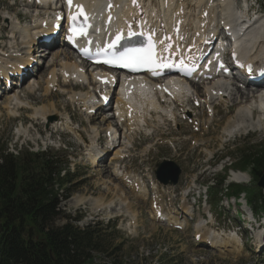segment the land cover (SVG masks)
Masks as SVG:
<instances>
[{
	"label": "rangeland",
	"instance_id": "obj_1",
	"mask_svg": "<svg viewBox=\"0 0 264 264\" xmlns=\"http://www.w3.org/2000/svg\"><path fill=\"white\" fill-rule=\"evenodd\" d=\"M28 1H30V3H28ZM31 4L32 0H0V45L4 48L2 49L0 46L1 61L6 60L13 62L8 58L10 53H7L11 45L14 44L13 46H15L16 43L18 46L17 40H20V42L23 39L24 41L26 40V30H30L39 22V20L35 18L36 15L41 14L40 19L42 20L49 16L54 10L53 7L43 9L40 7L36 8V6H32ZM251 4H253L252 0H248L247 5L250 6ZM231 6L238 9L240 7H245V4L243 0H231ZM253 10L257 12V16H262L264 14V0H258V4L253 7ZM19 14L23 17L21 20ZM24 15H28L27 17L31 18L32 16L30 15H33L34 19L29 22V19H26ZM251 16L253 19L256 17L255 15ZM3 30L4 33L2 32ZM14 36L15 40L12 39ZM34 46V44L31 45V47ZM22 47H25V45H22ZM15 48L16 49H11L10 52L14 51V55H19L18 57L21 59H26L29 53L27 51L28 46L23 50L21 49L22 51L19 52L17 51L20 49L16 46ZM37 48L41 47L38 45ZM41 49L48 50L50 54L45 55V57H40L39 54H41V52L38 51L37 53H33L31 57L33 60L31 65L33 67L31 69L32 73L27 75L21 83H18V86L15 83L9 84L12 86V90L9 92L5 91V95H1L0 91V96H2L0 98L1 107H4L8 99L13 98L15 95L19 96L21 99L20 106L23 107V111L19 112V121H21L23 125L26 124L21 128L17 119H15L17 118L16 116L14 118L13 115L10 118L6 111L0 110V150L5 145H7L6 147L9 151H14L21 146H23L24 149L30 148L32 150L49 146L56 150L61 144L67 148V159L70 167L74 169L75 175L67 179V181H70L69 186H73V189L69 192L70 195L67 199L61 204L64 216H69L71 218L81 217L82 219L80 222L75 223L78 227L97 221L105 224L110 220L117 225L116 229L119 232V237L117 239L107 237L105 243L97 242V248L100 252L95 255L94 260L96 264H264V257L262 256L264 247L261 251H251V246L249 243L245 242L247 237L245 235L238 236L243 242L242 249L239 248L242 247L240 241L236 243L238 246L235 249L228 247L214 248L210 246L211 239L219 233H224L226 235H220L223 239H226L227 236L233 238V235H228L229 233L227 231L230 230L232 233L233 222L226 215L223 217L218 216V214H220H217V211H219V203L220 201L224 202L225 198H230L231 196L228 195H230L231 191H234L231 190L232 185L227 184V182H230L228 179L230 172H237L238 170L235 163H238L237 160L241 153L245 149H258L264 153V129L250 127L249 131L241 132L249 136H242L241 138H231L228 136L229 138L227 139H222L220 130L215 129L214 131L218 135L211 134V136L213 137L212 141L216 140V146L207 150L206 148L203 149L200 147L199 150H195L193 153L192 149H194L195 143H190L188 137L193 134L192 130H190L189 133H180L186 127H178V125L171 124L168 129L162 126L160 133L155 137L156 139L163 135L165 138H158L156 140L160 145L158 154V149L149 150L152 140H150L147 135L152 130L144 128L140 135L134 136L131 141L132 144H127L131 147L135 146L136 149L129 154L130 156L128 158L124 159L123 162L119 160L109 161L119 148H114L105 152V143L98 147L94 146V142H91L94 137L90 129L93 127L90 125L91 121L87 119L85 112L80 108L81 105L71 100V97L76 95H91L92 84L90 87L88 86L89 88L85 86V90L83 91H70V93L68 90L61 87L54 88L59 93H65L64 96H58L57 93L55 96L49 95L50 91L47 95L44 94L47 81V77L44 75L47 74V69L48 72L52 70V68H48V65L54 61V57L52 56L60 52L69 53L70 51L65 44L58 45L57 42H55V46H48L46 49ZM78 64L80 66L83 65V63L82 65L80 63ZM58 69V67L55 68V70ZM33 81L34 88L38 86L40 89H34L32 95L26 94L25 92L33 84ZM230 104L231 101H226L217 109L225 111V107ZM112 106L114 108V102L111 107ZM191 108H193V105ZM35 109L39 112L44 109L50 110L51 114L45 119L39 117V122L34 124V122L31 121V114ZM110 112H112V108L109 106L108 110L105 112L106 114L104 113L105 116L111 115L112 113ZM196 112L197 111H192L191 109L190 117L192 118V115ZM50 117H54L55 120L53 122H48ZM219 118L220 116H217L215 120ZM24 120H27V123ZM80 123H83V126L87 125L88 131L79 128ZM87 123H89V125ZM165 128L168 129V132L170 131L169 135ZM61 130L64 132L62 135H60ZM254 130H257L258 134L251 133ZM24 131L25 133H23ZM54 132H56L57 135L53 134ZM120 132L123 133L122 130ZM211 133H213V129H211ZM241 133H233V135H239ZM99 136L101 139L105 137L103 133H100ZM185 136H187L184 138L185 140L187 139L186 145L182 143L184 139H181ZM230 136H232V134ZM121 138L119 140V147H124L126 143L124 140L125 136L121 135ZM172 140L175 142V145ZM223 144L226 146L223 147ZM92 145L96 148L95 150L102 153L101 164L103 166L111 169L116 161L115 163L117 165L123 164L129 167L128 173H134L142 180L143 187L149 192L145 200L138 201L133 197L132 193H135L136 189L133 191L122 187V189H124L123 191L128 193L129 199L125 200L127 201L125 206H119V202L113 197L114 193L112 187L115 183L120 182H118V180L114 181L115 183L111 182L110 180H112V178L107 175V172L104 171L105 169H101L103 167L98 168L90 165L91 161L89 157L86 156V153L90 152L89 148H91ZM173 147L175 150H173ZM166 148L168 149L167 153ZM147 150L148 153L146 154L145 152ZM177 150L180 152L183 151V155H181L180 158L179 154L177 155L178 157H175V152ZM211 151L213 152L212 154ZM215 151H218L217 155ZM222 154L224 157L228 156V158L224 159L225 161L221 157H215V155L219 156ZM210 156L215 159H220V162L211 166H205L210 168L198 167L193 163V161L209 159L211 158ZM171 157L182 165L177 164ZM163 160L172 162L182 172L176 187H163L156 181L154 171L156 165L163 162ZM60 161L64 163L66 159L61 157ZM229 161L233 162V165L230 166L228 164ZM221 162H226V164L223 165ZM168 170L173 169L169 168ZM223 177L226 178V180L222 186H219L218 183ZM186 178L189 180L187 181ZM193 178H195L196 181H193ZM244 181H246V179H244ZM251 185H255L252 180L249 186H237L235 189L240 192H245L247 199L250 200L253 195L258 193V189ZM227 186L229 187L226 193L225 187ZM207 187L215 188L216 193L214 191L209 193V190L207 192ZM186 191H188V197L184 199L183 194ZM107 192L109 193L106 197H102L99 201L97 200L100 195ZM154 200L158 202L163 214H169V217L174 218V221H164L165 217H162L159 213L154 217ZM77 201L78 203L76 204ZM230 201L232 202V200ZM108 205L113 206L111 207L112 209L110 208V214L107 212L110 210ZM206 206L209 207L208 211L212 214V219L207 212ZM183 207L189 209V214L185 215L183 213ZM173 211L175 213L172 214ZM133 215L135 217H133ZM64 224V219H58L54 223V226L58 228ZM128 225L129 229H126L125 227ZM198 226H202L203 231L194 228ZM205 231L208 233V236L205 235L206 237H204V239H200V236H202L201 234H204ZM197 232L200 233L197 234ZM233 239L238 240L235 237ZM249 241L255 242L251 237H249ZM256 245L257 244H255V246Z\"/></svg>",
	"mask_w": 264,
	"mask_h": 264
},
{
	"label": "bare ground",
	"instance_id": "obj_2",
	"mask_svg": "<svg viewBox=\"0 0 264 264\" xmlns=\"http://www.w3.org/2000/svg\"><path fill=\"white\" fill-rule=\"evenodd\" d=\"M73 1L74 4L84 6L87 12H89L91 27L94 30L105 32V34L110 33L114 28L129 30L130 27L135 24V21L142 20L144 27L147 28L152 34L162 32V34L160 35V38H162L163 35L166 37L170 34L169 28L170 26L172 27V24L179 23L181 26V34L183 35L184 41L188 40L190 41V43L196 41L199 43L197 45V48L202 50H206L209 48L208 42L211 39L210 37L212 34H216L220 31L222 32V34H225L224 29L226 26H234L235 23L244 24L247 20V13L249 12V6L243 8V10H241L240 12H238L237 9H233L231 6V0H136V3H133V0H129L130 6L128 7H126L125 4L126 0ZM62 2L63 0H56L55 4L52 5L53 7H56L57 5V7L54 9V12H57L54 15V21L48 22L47 19L41 20V14L36 15L35 18L39 20V22H37L30 30H26V40L24 41L23 39L21 40V42L20 40H17L18 46L15 43V46L20 49L18 51L16 50L17 52L22 51L26 46H28L27 51L29 53L28 55L26 54V59H21L20 57H18L19 55H14V51L10 52L11 49H16L15 46H13L14 44L11 45V47L8 49L9 52L7 53H10L8 55V58L13 62L6 60L1 61L0 59V77L7 76L9 74H19L23 68H28L32 64L31 57L35 52H41V54H39L40 57H45V55L50 54L48 50H42L41 48H37V46L40 45L42 36L52 35L54 25L57 24L55 18L58 15H61L64 11ZM48 4L49 0H33L31 5L36 6V8H43V6L46 7ZM109 4H111V8L106 9ZM143 13H145L144 16ZM70 14L75 16V13ZM204 14L206 15L205 17ZM27 16L28 15H24L26 19H29V22L34 19L33 15H30L32 16V18ZM99 16H101V19L98 21ZM18 17V20L19 18L20 20L23 18L21 17V15L19 18ZM107 21L111 23L110 26L102 28V25H104V23H106ZM212 26L213 29L211 30ZM2 32L4 33V30ZM12 39L15 40V36ZM243 42V50L239 54L240 58L246 59V64H252L254 69L264 67V15L258 17V19L252 24V28L247 32ZM32 44H34L35 46L31 47ZM22 45H25V47H22ZM53 45L55 46V44L48 46ZM61 45H63V43H61ZM48 46H46V48H48ZM179 48L182 50L181 46H179ZM2 49L4 48L2 47ZM52 57H54V61L52 60L53 62L48 65V68H52V70L51 72H48V69L47 71L45 70L47 74L44 75L45 77H47L46 87L44 88V94L46 95L49 91V95L55 96L56 93L58 94V96L65 95V93L57 92L54 89L55 87L66 89L69 93L70 91L72 92L85 90L84 85H74L70 82V79L79 81V83H82L84 81L87 84H97V80L100 77H106L109 82H111V79L106 73L97 74L94 71H83L84 68H87V66L82 65L81 62L80 63L82 66H80L77 62V58H74L72 52H60L54 54ZM56 67H58L59 69L55 70ZM242 72L248 73L247 70H242ZM204 77L214 80L215 72H207L204 74ZM199 78L200 76L198 73L190 74L188 77L181 78L176 82L169 81L167 83V87L173 93V96L170 97L172 100V104L164 103L163 99L159 97L156 92L157 83H161V80H152L150 77L125 78V87H123L122 89L121 97L115 100L116 109L111 117L105 116L106 113L104 114L102 112H99L94 116H87V119L91 121L90 125L93 126L92 128H90L92 130V133L94 134L93 140L91 142H94L96 146L105 143V150L119 148V150L115 152L114 156L112 155V159L109 160L114 161L121 160L122 158H128L130 156L129 154L134 151L135 146L130 148L127 144H132L131 141L134 136H136V132H138L139 128L143 127V125L153 129V133L151 134L152 140H155V137L160 133V129L162 128V126H166L168 128L170 127V123L186 127L180 133H189L192 128L196 129L197 132L192 131L193 134L191 136H188L189 142L195 143L194 149H192L193 152L195 150H199L200 147H202L203 149L206 148L207 150L216 146V140L212 141L213 139L208 137L210 135V128L213 126L214 129L220 130V136L222 138L228 137L231 134L233 135V133L247 132L250 130V127L256 129H264V125L260 118L261 115L264 116V112H261L259 110V105L261 103H264L263 87L251 88L249 83L246 82V76L234 78L231 88H225L223 86L225 84L220 83V80H217L216 83L213 81L212 83L210 82L206 85H201L198 82ZM34 89V86H30L25 93L32 95ZM11 90L12 87L8 85H4L3 88L0 87L1 95H5L6 92H9ZM226 92V96L221 95V93ZM186 96H188L189 98L185 99ZM1 97L2 96H0V98ZM198 98H203V101L199 104V111L197 114L195 113L193 115V119H187L183 123L177 121L178 117H188L190 115V112L186 108V106L191 102L199 101ZM94 99L95 98H93L92 95L85 94L71 97L72 102L79 103L81 105L80 108H82V110H84L85 113L88 114H90V112L99 105ZM226 101H231V104L225 107V111L217 109L221 107V105ZM20 102L21 99L19 98V96L15 95L13 96V98L7 100L4 107L0 106V110L6 111L7 115L11 118L13 115H15V113L23 111V107L19 106ZM50 114V110L44 109L39 112L35 109V111L31 114V121L35 124L36 122H39V117L45 119L46 117H49ZM217 116H220V118L218 120H215ZM87 124L89 125V123ZM86 126H83V123H80V128L88 131V127ZM121 130L123 131V133L120 132ZM169 132H167L168 135ZM23 133H25V131ZM100 133H103L105 135V137L101 136L103 141L99 136ZM119 133L125 136L124 140L126 143L124 147H119V140L121 138V135ZM251 133L258 134L257 130H254ZM186 140L184 139V141L182 142L184 145H186L187 143ZM153 146L155 147L156 143H154ZM89 149L90 152L88 150L89 153H86V156H88L89 160L91 161L90 165L92 167L96 166L98 168L103 167L101 169H105L104 171L107 172V175L112 178V180H110L111 182L117 180L118 182H120H114L115 185H112L113 187L111 186L114 193L113 197L116 198L115 200L117 202H119V206H125L127 202L125 200L129 199V195H127L128 193L124 192V189H122V187L126 189L128 188V190L130 189L133 191L136 189V192L132 193L133 197L138 201L145 200V197L148 196L147 194H149V192H147V190H145V188L143 187L142 180L140 178H138L134 173V175L128 173L125 166L122 167L115 165L116 161L114 162L111 169L109 167L103 166L101 164L102 153L95 150L96 148H94L93 145ZM182 152L177 150L175 152V157H178L177 155L179 154L180 158L181 155H183ZM145 153H147V151ZM219 162L220 159H215L214 157L193 161V163H195L198 167L211 166L214 164H218ZM221 164L225 163L221 162ZM237 178L243 182L244 179H247V177L243 175L237 174L235 176H232V180H235ZM108 193L109 192L100 195L99 199L97 200L99 201L102 197H106ZM184 195H186V193ZM77 203L78 201L76 202V204ZM111 207L113 206L110 205L108 208L110 209ZM159 207L160 206H157L156 204L154 211L155 213H163L162 209H160ZM111 209L109 211L106 210L108 214H110ZM173 213L175 212L173 211L172 214ZM183 213L185 215L189 214V209L183 207ZM133 217L135 216L133 215ZM163 217H165L164 221H174V218L169 217V214H163ZM125 228L129 229V225ZM198 230L203 231V228L201 226H198ZM199 233L200 232H197V234ZM201 235L202 236H200V239H204V237L208 236V233L205 231L204 234ZM234 237L237 238L236 236H233V238ZM230 238L229 236H227L226 239H223L220 234H218L211 239L212 241L210 243V246L214 248H237L238 245L236 243H239V241L241 242V239L237 238L238 240H234L231 236ZM261 247L262 245L259 248Z\"/></svg>",
	"mask_w": 264,
	"mask_h": 264
},
{
	"label": "trees",
	"instance_id": "obj_3",
	"mask_svg": "<svg viewBox=\"0 0 264 264\" xmlns=\"http://www.w3.org/2000/svg\"><path fill=\"white\" fill-rule=\"evenodd\" d=\"M35 156L0 151V264H96L97 242L118 233L101 223L81 230L70 223L74 219L55 227L62 212L50 173L54 163ZM263 167L258 150L241 156L240 168L251 169L254 181Z\"/></svg>",
	"mask_w": 264,
	"mask_h": 264
},
{
	"label": "snow or ice",
	"instance_id": "obj_4",
	"mask_svg": "<svg viewBox=\"0 0 264 264\" xmlns=\"http://www.w3.org/2000/svg\"><path fill=\"white\" fill-rule=\"evenodd\" d=\"M72 0H68L69 5H71ZM133 3H136V0H133ZM80 8V13L83 15V8L82 6H78ZM81 34H84L81 32ZM121 39V36L118 34L116 37V41H119ZM113 44H115V42ZM111 46V45H110ZM121 60H124V66H135L139 64H146L153 62L152 52L151 50H146L144 52H141L140 50H129L128 52L122 54L120 57ZM108 62V61H105Z\"/></svg>",
	"mask_w": 264,
	"mask_h": 264
},
{
	"label": "water",
	"instance_id": "obj_5",
	"mask_svg": "<svg viewBox=\"0 0 264 264\" xmlns=\"http://www.w3.org/2000/svg\"><path fill=\"white\" fill-rule=\"evenodd\" d=\"M258 186L260 188L264 189V174L262 175V177L260 178L259 182H258Z\"/></svg>",
	"mask_w": 264,
	"mask_h": 264
}]
</instances>
